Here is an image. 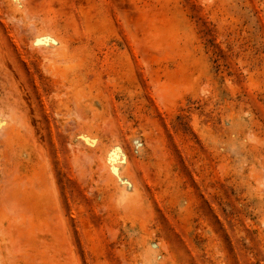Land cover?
<instances>
[{"label": "rangeland", "instance_id": "374dc122", "mask_svg": "<svg viewBox=\"0 0 264 264\" xmlns=\"http://www.w3.org/2000/svg\"><path fill=\"white\" fill-rule=\"evenodd\" d=\"M0 264H264V0H0Z\"/></svg>", "mask_w": 264, "mask_h": 264}]
</instances>
